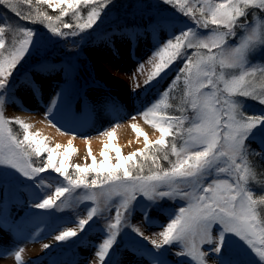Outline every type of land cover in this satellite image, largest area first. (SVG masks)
I'll use <instances>...</instances> for the list:
<instances>
[{"label":"snow or ice","instance_id":"snow-or-ice-1","mask_svg":"<svg viewBox=\"0 0 264 264\" xmlns=\"http://www.w3.org/2000/svg\"><path fill=\"white\" fill-rule=\"evenodd\" d=\"M160 2L170 5L175 13L173 16L158 13L144 27V33L153 39V51L146 61L139 62L137 71L143 72L145 63L152 65L144 81L147 86L154 80L158 84L164 79L166 70L178 59L182 64L177 67L172 83L158 94L159 98L130 117L134 120L142 116L159 132V138L151 142L137 124H132L136 136L144 139V150L124 156L112 143L116 138L115 128L105 131L103 134L109 143L104 144L101 152L102 162L96 161L89 147L92 164L75 165V175L69 173L68 161L77 151L73 146L76 135L66 147L60 144L50 147L40 132L30 131L32 125L4 116V105L18 85L23 84L33 94L41 89L42 83L30 77L31 72L45 75L46 62L31 64V71L25 68L33 53L39 52L40 35L35 28L0 17V188L4 185L33 190L54 187V192L46 191L44 196L36 192L31 204L36 209L63 210L91 201L85 216L68 220L67 223L76 226L63 228L55 240L78 237L72 241L75 245L88 232L98 229L101 241L93 245V255L99 264H123L118 259L122 242L136 257L137 264H173L169 255L177 257L175 264H185L181 257L189 258L188 264L193 261L195 264H209V261L243 264L236 258L238 253L232 237L264 261V190L256 193L251 186L256 183L264 189V181L257 179L256 164L249 160L258 156L264 161V111L249 113L243 100L234 99L251 98L264 105V63L250 59L257 51H264V17L251 13L254 18H260L259 25L248 19L250 8L264 12V0ZM20 3L28 5L27 10H22ZM0 5L21 20L44 25L54 37L72 36L81 40L86 38L81 33L86 30H92L88 35L95 33L102 15H107L110 5L115 6L113 0H35V5L33 0H0ZM41 5L59 10V14L49 15ZM81 5L88 8L86 19L77 11ZM148 7L159 8V4ZM69 11L75 24L63 19ZM177 14L189 18L196 27L175 18ZM61 26L74 30L65 32ZM201 28L210 30L201 32ZM161 32H167L166 40H157ZM122 35L135 40L141 33L129 28ZM230 38L236 42L230 43ZM181 80V94L174 104L172 101L177 97L170 94ZM62 96L60 92L51 98L49 116ZM112 104L119 107L115 102ZM189 110L191 117L186 114ZM49 122L62 135L66 134L67 130L61 129L54 120ZM12 123L22 129V139L19 133L13 132ZM170 136L171 142L167 140ZM177 140L181 143L177 144ZM254 141L259 144V151L251 147ZM110 151L116 154L114 165L110 162ZM45 153L46 159L41 163L32 160L33 156L41 157ZM161 161H167V166ZM88 173H95L97 178L87 180ZM77 189L83 191L77 192ZM113 194L120 197L116 203L109 199ZM165 199L186 203L178 210L171 209L162 203ZM157 209L167 216V223L159 225L161 230L153 233L157 238L152 239L142 227L153 226V211ZM137 211L141 218L139 223H133ZM0 218L6 222L3 210ZM101 221L103 227L99 226ZM139 237L148 240L152 247H147ZM43 247L48 249L50 245L45 243ZM23 251V248L14 251L17 264H23ZM87 264H96V261L90 259Z\"/></svg>","mask_w":264,"mask_h":264},{"label":"rangeland","instance_id":"rangeland-1","mask_svg":"<svg viewBox=\"0 0 264 264\" xmlns=\"http://www.w3.org/2000/svg\"><path fill=\"white\" fill-rule=\"evenodd\" d=\"M157 3L159 8L148 7L142 12L143 22L147 21L146 24L142 25L143 27L148 24L150 18L158 13L167 16H173L175 13V9L170 5L163 4L160 0L149 1V4L152 5ZM248 11V19L254 25H259L261 23L260 18H254L251 13L257 12L260 17H264V12L251 8ZM0 17L2 16L0 15ZM175 18L185 20L189 26L196 27L195 23L187 17L177 14ZM209 30L200 29L201 32ZM123 31L124 26L99 30L85 46L84 54L80 56V60L75 62V50L63 48L62 53L58 56L53 55L54 57L47 58L45 61L54 63L55 67L43 68L46 73L43 76L33 72L31 79L42 83L39 91L33 94L30 89L20 84L12 90L11 99L7 100L4 105L3 112L7 119L13 121L20 119L30 125L40 123L49 130L51 128L56 134L67 138L68 141L72 139L73 135H76L73 144L85 142L84 155H81L78 149L76 153L70 155L69 170L74 169L75 165L90 166L92 164L91 158L88 157L89 147L96 161L102 162L101 152L104 144L109 143L103 134L105 131H111L115 128L116 138L112 143L121 149L124 156L144 150V139L136 136L131 127L132 124H137L148 137L150 131H156L143 120L142 116H137L134 120L130 117L145 105L159 98L158 94L162 93L172 83L175 68L179 67L182 61L178 59L170 66L169 71L166 70L167 75L161 79L159 85L153 86L156 83L154 80L146 86L144 81L151 72L152 65L145 63L143 72H139L137 69L139 62L146 61L151 56L153 39L144 33V28L142 29L143 32L139 30L141 35L135 40L127 39L126 36L122 35ZM167 36V32H161L157 35V40H166ZM229 42L235 43L236 41L230 38ZM250 59L254 63H264V51H257ZM36 61L34 59L31 63ZM68 63L70 66L66 69L64 66ZM73 63L78 64L74 65ZM77 68H79V73L76 71ZM27 69L31 70V66ZM133 74H135L134 78ZM136 84H139V87H135ZM60 92H63V96L57 100L58 107L53 108L49 116L47 109L50 106L51 98ZM82 95L83 98H81ZM173 96L177 99L173 100L172 103H178L180 85L173 89ZM234 99L243 100L249 113L259 114L264 111V105H260L256 100L245 97H234ZM112 102H115L119 107H113ZM169 112H174V109H169ZM17 113L22 114V116H16ZM186 114L189 117L192 115L190 110ZM50 119L54 120L61 129H66V134L62 135L55 126H52L49 122ZM117 122H119L118 125ZM10 127H12L13 132L19 133L22 139V129L19 128V125L12 123ZM169 139L172 140V137L167 138V140ZM155 141L151 142L154 143ZM94 142L98 144L97 147L93 145ZM122 144H128L131 148H126ZM49 146L53 147L51 144ZM251 147L259 151L260 146L254 141ZM62 151L63 148H61ZM43 155L46 157L47 153ZM109 158L112 164L117 162L114 151L109 152ZM46 191L54 192V187L36 190L22 188V192H18L11 185H4L0 188V210L4 211L6 217V222L0 218V225H2L0 227V264H17L14 257L16 248L24 249L21 254L23 264H73L74 261H78L79 264H87L90 259L99 264L93 255L95 252L93 245L101 241V233L98 229L88 232L78 245H73L72 240L69 242L55 240V236L59 234L60 230L65 227L76 226L67 223L69 219L76 220L86 215V211L90 207L89 202L83 201L74 208L65 207L63 210L54 208V220L47 223V217L44 215L35 216L34 213L40 211L31 207L36 192L44 196ZM82 191L83 189L77 192ZM109 199L112 203H116L120 197L113 194ZM162 203L166 208L178 210V207L186 202L179 199L175 201L165 199ZM140 218V212L137 211L132 222L139 223ZM153 220V226L142 227V231L146 236L156 239L157 237L152 234L161 230L159 225L167 223V216L157 209L153 211ZM99 226L103 227V221L100 222ZM77 239L78 237L75 240ZM137 239L141 240L147 247H152L149 241L143 237ZM232 239L238 253L236 258L240 259L243 264H264V261H261L243 242L238 241V238L232 237ZM45 243L50 245L48 249L43 247ZM60 243H68L66 247H73V249L69 251L65 247L60 250L55 248ZM58 254L62 258L55 263L52 259ZM118 259L123 264H137L136 257L125 249L123 242ZM169 259L175 264L177 257L169 255ZM180 259L188 264L189 258L181 257ZM191 264H195V262L193 261ZM209 264H213V262L209 261Z\"/></svg>","mask_w":264,"mask_h":264},{"label":"trees","instance_id":"trees-1","mask_svg":"<svg viewBox=\"0 0 264 264\" xmlns=\"http://www.w3.org/2000/svg\"><path fill=\"white\" fill-rule=\"evenodd\" d=\"M149 1L150 0H113V3L115 6L113 7L110 5L109 7L111 10L107 12V15H102V22L101 21L97 22L99 24V28L96 30V32L93 33L92 35H88V33L91 32L92 30H86V32L81 33V35H84L86 37L84 40H81L79 37H72V36H69L67 38L54 37L47 30V28L44 27V25L39 24V23L32 24V23L28 22L27 20H21L19 17H16L14 13H12L8 8H6L3 5H0V14L3 17L10 18L12 23H19L21 26L35 28L36 31L39 33L41 46H40L38 53H36V52L33 53V56L31 58V60L29 61V64L25 65V68H29L32 64L31 61H33L34 59H36L37 61H46L47 58H52V57L58 56L60 53H62L61 50L63 48H65L67 50L74 49L75 53H76V56H75L76 59H74V62L80 60V56L84 53L85 46L88 44V42L92 38V36H94L99 30L102 31V29L113 28L116 26H120V27L121 26H133V27L134 26H142V24H145L147 21L143 22L144 20H142L141 14H142V12H144L145 10L148 9ZM33 5H35V0H33ZM19 7L22 10H27L28 5L20 3ZM40 7L43 10L47 11V13L49 15L56 16L59 14V10L53 11L51 8H48L47 5H41ZM89 7H91V6H89ZM77 11H80L84 16V19H86V13L88 11V8H85L84 6L81 5L78 7ZM72 15H73L72 12L69 11V15L63 17V19L65 21H69V22H72L73 24H75V21L72 20ZM149 21H150V19L148 20V22ZM131 23H133V24H131ZM61 30L65 31V32H70L74 29H63L61 26ZM73 64L77 65L78 63H73ZM67 65L70 66L69 63ZM76 71L79 73V68H77ZM175 76H176V72L172 78V81H173ZM179 85H180V94H181V89L183 87L182 80L179 83ZM171 95L173 96V91H172ZM175 114H179V113H175ZM168 141L171 142V139H169ZM180 143H181V141L178 140V144H180ZM45 159H46V157L44 155H42L41 157H35V156L32 157V160L37 164L41 163ZM170 159L175 160L174 157H170ZM249 160L254 161L256 164L257 179L259 181H264V175H262V173H264V163H262L260 158L256 157V156L249 157ZM139 162L145 163L142 160H140ZM148 163H150V162H148ZM161 163L164 164L165 166H167V161H161ZM145 172H147V168L145 169ZM69 173L72 175H75L74 169L69 170ZM51 175L55 176L56 174L51 173ZM85 175H86L87 180H89V181L93 178H97L95 173H88ZM121 175H122V172H121ZM60 179L62 180V178H60ZM251 186L253 187V189L256 193H260L262 190H264V189L258 187L256 185V183H252ZM78 190L81 191L82 189H77L76 191H78ZM88 202H89L90 207H91L92 202L91 201H88ZM38 210L40 212L48 213L50 218L52 217V219H53L54 208L48 209V210L47 209L46 210L38 209ZM75 239H76V237H73L70 240L73 241ZM67 244L68 243H60V245L55 246V248L60 250L61 248L65 247Z\"/></svg>","mask_w":264,"mask_h":264},{"label":"bare ground","instance_id":"bare-ground-1","mask_svg":"<svg viewBox=\"0 0 264 264\" xmlns=\"http://www.w3.org/2000/svg\"><path fill=\"white\" fill-rule=\"evenodd\" d=\"M16 116H22V114L17 113ZM31 132L35 133V132H40L42 137H46L47 138V142L48 144H51L53 147H55L56 144H60L63 147L67 146L68 143V139L60 136L58 134H56V132H54L51 128L50 130L46 127H44L43 125H41L40 123H33L32 127H31ZM149 139L151 141H155L159 138V133L156 131H150L149 132ZM86 145L85 142H78L73 144V146L75 147V149H78L79 153L81 155H84V146ZM93 145L95 147L98 146V144H96L95 142L93 143ZM122 146L126 147V148H131L128 144H122ZM62 147V148H63ZM86 155V154H85Z\"/></svg>","mask_w":264,"mask_h":264}]
</instances>
